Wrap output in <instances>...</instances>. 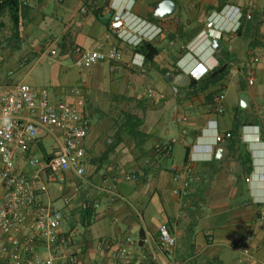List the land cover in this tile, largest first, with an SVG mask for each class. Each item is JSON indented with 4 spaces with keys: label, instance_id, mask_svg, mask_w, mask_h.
<instances>
[{
    "label": "crops",
    "instance_id": "1",
    "mask_svg": "<svg viewBox=\"0 0 264 264\" xmlns=\"http://www.w3.org/2000/svg\"><path fill=\"white\" fill-rule=\"evenodd\" d=\"M162 1H115L136 30L157 34L149 42L159 53L143 60L144 70L131 64L144 58L137 45L106 37L115 12L109 0H28L17 33L9 13L0 14V93L25 82L46 89L53 102L82 100L89 123L84 175L69 169L63 181L38 190L60 220L61 238L49 246L36 237L34 246L54 264H264V0H173L176 11L158 18ZM238 10L239 29L219 36ZM210 20L216 26L208 29ZM205 30L220 39V50ZM74 45H118L123 59L115 69L100 62L80 71ZM202 61L207 76L218 64L228 73L204 88L167 79ZM217 132L231 135L216 143ZM62 138L61 130L43 135L29 152L54 156ZM17 166L29 170L26 155ZM136 169L139 179H123ZM164 223L176 238L170 251L158 241ZM33 231L31 218L13 235Z\"/></svg>",
    "mask_w": 264,
    "mask_h": 264
},
{
    "label": "built area",
    "instance_id": "2",
    "mask_svg": "<svg viewBox=\"0 0 264 264\" xmlns=\"http://www.w3.org/2000/svg\"><path fill=\"white\" fill-rule=\"evenodd\" d=\"M116 0H109V6L114 12V18L108 25L106 37L117 35L118 38L138 45L149 41L157 34H147L136 30L132 23L125 19L123 11H119ZM28 0H21L26 5ZM237 20L232 28L218 29L219 36L224 31L236 32L240 25L242 13L238 10ZM22 19V18H21ZM19 26L21 25V20ZM216 26L213 20L207 24L208 29ZM134 29V30H133ZM160 31V30H159ZM212 47L214 36L209 30L202 32ZM49 45V42L46 43ZM55 50L51 55L55 56ZM74 65L84 71L100 62L110 63L112 69L118 67L123 54L118 45L107 49H90L80 45L71 48ZM132 61L133 66L144 70L143 61ZM253 83V78H248ZM149 95L161 99L163 95L149 90ZM225 98L220 94L217 111L223 112L221 101ZM84 101L61 100L53 102L46 89L36 91L30 84L20 82L6 93H0V186L3 194L0 197V264H54V256H44L35 250L34 239L41 237L51 246L60 240V220L50 205L40 202L38 190L46 182L54 183L64 180V173L73 169L77 175L85 173V139L89 123L80 109ZM186 120L178 117L175 121ZM56 130L63 132L60 152L51 157L39 156L29 152L34 143H38L43 135H54ZM230 132H217L215 142L230 136ZM175 139L173 140V143ZM170 149L168 148L167 151ZM26 155L28 171L18 169V159ZM175 178L180 176V167L173 166ZM143 175L142 170L136 169L124 174V180H137ZM33 218L34 231L26 238L13 235L27 220ZM65 241V239H62ZM162 250L170 251L176 243L167 224H161L158 235ZM249 254L247 248L244 249Z\"/></svg>",
    "mask_w": 264,
    "mask_h": 264
},
{
    "label": "trees",
    "instance_id": "3",
    "mask_svg": "<svg viewBox=\"0 0 264 264\" xmlns=\"http://www.w3.org/2000/svg\"><path fill=\"white\" fill-rule=\"evenodd\" d=\"M24 8L25 6L21 4V0H0V14L6 11L9 13L10 18L14 26L16 27L15 33H17V29L21 17L23 18ZM137 46L141 50L145 62L153 61L154 57L159 53V49L149 41H142ZM228 69L229 67L226 64L225 65L218 64L216 68L212 69L213 72H211L209 76L205 75L200 80H195L194 78L190 77V85L193 86L196 83H200L199 85L201 86V88H204L210 83H214L220 80L221 78H223L228 73ZM163 73L165 74L167 73V71L164 70ZM178 73H180V71H176L174 74H178ZM239 111H241V109H239ZM135 117L138 122L141 121V116H135ZM90 206L91 205L89 203V205H87L88 212L91 211Z\"/></svg>",
    "mask_w": 264,
    "mask_h": 264
},
{
    "label": "water",
    "instance_id": "4",
    "mask_svg": "<svg viewBox=\"0 0 264 264\" xmlns=\"http://www.w3.org/2000/svg\"><path fill=\"white\" fill-rule=\"evenodd\" d=\"M176 3L173 0H163L160 2L158 7L156 8L154 15L158 18H165L171 16L175 11H176ZM212 47L218 51L221 48V41L219 38H214L212 41ZM167 79L169 81H174L178 85H184L187 82H189L190 77L189 75L185 72L182 71L178 73L177 75H173L171 72L167 73ZM247 94L242 93L241 95V106L245 107L244 104L247 103Z\"/></svg>",
    "mask_w": 264,
    "mask_h": 264
},
{
    "label": "clouds",
    "instance_id": "5",
    "mask_svg": "<svg viewBox=\"0 0 264 264\" xmlns=\"http://www.w3.org/2000/svg\"><path fill=\"white\" fill-rule=\"evenodd\" d=\"M215 51V49H214ZM191 53L194 52L193 50L190 51ZM213 69V68H212ZM211 70L210 67H208L203 61L201 64H197L193 66L191 69L188 70L189 77L194 78L195 80H200L202 77L208 74V72Z\"/></svg>",
    "mask_w": 264,
    "mask_h": 264
},
{
    "label": "rangeland",
    "instance_id": "6",
    "mask_svg": "<svg viewBox=\"0 0 264 264\" xmlns=\"http://www.w3.org/2000/svg\"><path fill=\"white\" fill-rule=\"evenodd\" d=\"M5 70V69H4ZM6 71V70H5ZM3 193V188L0 186V196L2 195Z\"/></svg>",
    "mask_w": 264,
    "mask_h": 264
}]
</instances>
